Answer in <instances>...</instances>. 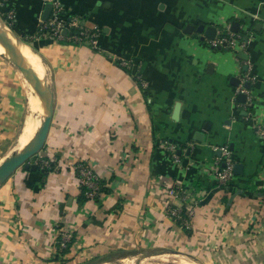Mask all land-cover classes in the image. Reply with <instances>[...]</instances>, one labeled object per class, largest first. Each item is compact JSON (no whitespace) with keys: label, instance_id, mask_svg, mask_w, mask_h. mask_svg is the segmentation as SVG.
Instances as JSON below:
<instances>
[{"label":"crops","instance_id":"0c3cea01","mask_svg":"<svg viewBox=\"0 0 264 264\" xmlns=\"http://www.w3.org/2000/svg\"><path fill=\"white\" fill-rule=\"evenodd\" d=\"M59 1L98 29L94 45L35 34L50 0H0V26L44 69L52 109L34 155L54 163L44 171L20 165L0 183V264H62L146 247L212 264H264V0ZM233 20L246 49L212 46L196 30ZM31 103L0 57V148L17 137L0 159L25 123H40ZM164 140L176 145L177 161ZM222 144L241 164L226 183L215 176L214 146ZM78 159L102 178L99 200L81 195ZM179 185L192 199L186 223L168 213L170 205L186 212L167 193ZM64 228L72 239L62 247Z\"/></svg>","mask_w":264,"mask_h":264},{"label":"built area","instance_id":"2783aa9c","mask_svg":"<svg viewBox=\"0 0 264 264\" xmlns=\"http://www.w3.org/2000/svg\"><path fill=\"white\" fill-rule=\"evenodd\" d=\"M51 7L48 16L42 19L38 24L35 31L37 36H44L47 38L62 40L66 38H73L77 41L87 42L90 45H94L96 37L98 35V29L96 27H89L80 22V17L77 14H66L62 3L59 0H50ZM9 17L11 14L9 12ZM66 32H63V31ZM209 43L213 46L221 45L231 50L246 49L249 45L248 37H244L243 33L238 31H232L229 26L218 28L213 38L208 39ZM246 80H251L250 77H246ZM237 90L248 92L249 87L244 85V79L240 81L237 86ZM264 133V130L262 131ZM167 149L173 155V158L177 161L178 155L176 153V145L170 141L164 140ZM214 149L219 151V154L215 157V176L221 183H226L233 175V160L230 155V148L228 144H222L214 146ZM37 156V155H36ZM49 159L43 157H34L33 163L39 164L42 167H51ZM57 165V163L55 164ZM74 172L77 177L79 188L84 189V195L87 198L94 199L101 193L102 178L95 170L90 166L89 162L84 159H78L72 163ZM169 197H179L184 202V207L187 208L185 214L181 213L175 206H168V213L176 220L181 219L183 223H186V219L190 214L191 195L187 188L182 185L171 186L167 188ZM72 239V233L68 229H62L60 236L57 239L59 246H66Z\"/></svg>","mask_w":264,"mask_h":264},{"label":"water","instance_id":"95a60500","mask_svg":"<svg viewBox=\"0 0 264 264\" xmlns=\"http://www.w3.org/2000/svg\"><path fill=\"white\" fill-rule=\"evenodd\" d=\"M50 6H51V3L48 2L45 6V9H44V18H46V15L49 12ZM230 29L232 31H238V22L233 20L231 22ZM196 30H197V32L202 34V37H205L207 39H211L214 37V35L216 33V26L210 25V24L205 25L203 23H200ZM63 32H66V31L64 30ZM0 39L8 47V49L10 51V54H9L10 60L16 65V67L20 71H22V73L28 79L33 80L36 83H38L40 86L44 87L45 92H46L45 113H44V119L42 122L41 131L36 136V138L30 143V145L28 147L29 150L26 151V153L24 155L17 157L15 159H12V160L8 161L6 164H4L2 167H0V183H1L13 169H15L16 167H18L20 165L24 166L25 168H34V169L36 168L37 165L35 163H30V161H28V157L30 155H34L40 149V147L44 141V137L46 135V131L48 128L52 108H51V93H50L49 85H48L46 79L40 77L34 70H32L30 67H28L27 65H25L24 63H22L18 59L16 48L14 47V45L11 44V41L7 35L0 32ZM217 46H221V45H217ZM233 78L235 80L234 84H237L239 81L238 77L233 76ZM244 85L246 87H249V81H246L244 83ZM237 99L244 101L245 100V93L239 92L237 94ZM174 112L175 113L177 112V106H176ZM240 167H241L240 163H235L234 173L238 172V170H240Z\"/></svg>","mask_w":264,"mask_h":264},{"label":"bare ground","instance_id":"6f19581e","mask_svg":"<svg viewBox=\"0 0 264 264\" xmlns=\"http://www.w3.org/2000/svg\"><path fill=\"white\" fill-rule=\"evenodd\" d=\"M1 21V20H0ZM6 23V22H5ZM7 24V23H6ZM5 24L6 28L7 25ZM10 28V27H9ZM10 34L13 36H10L6 30H3L0 28V32L4 33L5 35L8 36V38L11 41V44L14 45L16 48L17 52V57L18 59L30 67L32 70H34L40 77H41V72L37 71V68L35 67L32 58L30 57L29 53L26 51L24 45L21 43V40L10 30ZM19 41H17L15 38ZM23 41V40H22ZM24 42V41H23ZM27 47V46H26ZM0 49L5 50V53H0L1 55L5 57H9L10 51L8 47L3 43V41L0 39ZM35 58V57H34ZM19 71V70H18ZM22 72V71H21ZM23 74V73H22ZM21 75V74H20ZM25 76V75H24ZM26 77V76H25ZM28 80V97H32V105H35V111H38L41 113V121L39 124H33L30 123H25L23 127V137L19 140L18 144L7 154H5L1 159H0V167H2L4 164H6L8 161L15 159L17 157H20L26 153V151L29 150V145L30 143L36 138V136L40 133L41 127H42V122L44 119V113H45V103H46V92L44 87L40 86L38 83H36L33 80H30L26 77ZM33 110V108H32ZM34 119V118H33ZM30 120V119H29ZM32 121V120H31ZM36 122V121H35ZM36 126L35 128L33 127ZM153 260L156 259L158 261H173V264H194L193 261H188V259L181 258L179 256H173L171 254H155L152 255ZM166 264V263H165Z\"/></svg>","mask_w":264,"mask_h":264},{"label":"rangeland","instance_id":"374dc122","mask_svg":"<svg viewBox=\"0 0 264 264\" xmlns=\"http://www.w3.org/2000/svg\"><path fill=\"white\" fill-rule=\"evenodd\" d=\"M0 17H1V15H0ZM0 23H2V22L0 21ZM0 28L3 29V30H8V28H6V27L0 26ZM8 34H10V33L8 32ZM10 36H12V35L10 34ZM0 53H5V50L0 49ZM0 57H3L4 59H6V61L9 62L10 65H12L14 67V69L17 71V73L19 75V79H20L21 83H23L24 89H25V86H26V89H27L28 80L26 79L24 74H22V72L16 67V65L10 60V57H5V56H3L1 54H0ZM39 69L40 68L37 69L38 72H40ZM41 77L42 78H46L45 75H44V69L42 70ZM29 111L32 112L29 109V106H28V103H27V112H29ZM16 140H17V137L13 141L9 142L7 145L1 147L0 148V156L4 153V151L7 149V147L12 145V144H14L16 142ZM33 158H34L33 155H30L28 157V159H32V160H33ZM155 254H165V255L166 254H171L173 256H179L181 258L188 259V261L192 260L194 262V264H212L211 262H208V261H206L204 259H200L198 257H196V258H198L201 261H197V260H193L191 258H187L186 256H193V255L190 254V253H186V252H183V251H179V250L170 248V247H152V248L146 247V248H142V249H138V250L132 251L130 253H118V254H113L112 253L110 255H106L105 254V255H103L101 257H95V258H90V259H86V260H80V261H77V262H65V263H62V264H165V263L166 264H173V261H171V260L170 261H166V262L158 261L156 259L153 260L152 255H155Z\"/></svg>","mask_w":264,"mask_h":264},{"label":"trees","instance_id":"16d2710c","mask_svg":"<svg viewBox=\"0 0 264 264\" xmlns=\"http://www.w3.org/2000/svg\"><path fill=\"white\" fill-rule=\"evenodd\" d=\"M36 155H33V157H35ZM37 165V167H39V168H41L43 171L44 170H48V169H50L51 167H47V166H45V167H42V166H40L39 164H36ZM53 165H54V163L53 162H51V166L53 167ZM103 185H101V190L100 191H103ZM84 189L83 188H80V193H81V195L83 196V197H85V198H87L85 195H84ZM100 195V194H99ZM99 195H97L94 199L95 200H99L100 199V197H99ZM184 211H185V209H184Z\"/></svg>","mask_w":264,"mask_h":264}]
</instances>
